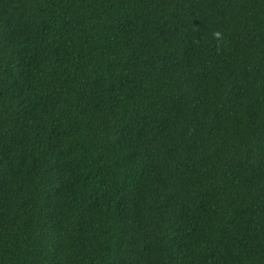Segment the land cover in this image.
Wrapping results in <instances>:
<instances>
[{
  "label": "trees",
  "instance_id": "1",
  "mask_svg": "<svg viewBox=\"0 0 264 264\" xmlns=\"http://www.w3.org/2000/svg\"><path fill=\"white\" fill-rule=\"evenodd\" d=\"M0 264H264V0H0Z\"/></svg>",
  "mask_w": 264,
  "mask_h": 264
}]
</instances>
